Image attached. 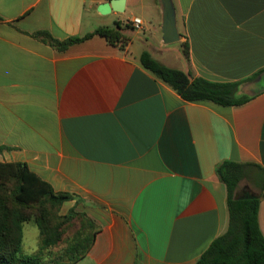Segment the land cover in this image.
<instances>
[{
    "label": "crops",
    "instance_id": "0c3cea01",
    "mask_svg": "<svg viewBox=\"0 0 264 264\" xmlns=\"http://www.w3.org/2000/svg\"><path fill=\"white\" fill-rule=\"evenodd\" d=\"M107 1L0 0V145L11 148L0 162L26 163L74 195L63 207L86 214L96 235L73 264H196L228 229L217 166L264 169V91L240 106L188 102L140 55L152 46L165 65L213 82L251 78L264 69V0H173L175 51L161 50L160 0H126L124 12L103 15ZM135 17L141 31L127 26ZM100 27L123 41L95 35L60 52L34 36ZM259 225L264 235V196Z\"/></svg>",
    "mask_w": 264,
    "mask_h": 264
},
{
    "label": "trees",
    "instance_id": "16d2710c",
    "mask_svg": "<svg viewBox=\"0 0 264 264\" xmlns=\"http://www.w3.org/2000/svg\"><path fill=\"white\" fill-rule=\"evenodd\" d=\"M117 27L120 25L117 24ZM95 35L105 38L112 45L124 39L119 29L107 27L65 40L54 38L44 31L34 34L60 52ZM183 47L188 59V43L184 42ZM140 63L185 101H206L224 107L249 102L254 94L246 93L244 86L264 74L262 69L246 80L213 82L197 77L191 71L169 67L148 51L140 55ZM10 149L0 145V154ZM216 173L227 187L228 229L210 244L196 264H264V235L259 225V206L264 196V169L252 163L225 160L217 166ZM244 181L252 189L240 195ZM73 199L74 195L70 193L55 192L26 163L0 162V264H73L82 259L94 244V224L86 214L76 210L64 216L60 224L56 216V211ZM76 218L83 220L81 232L64 246V250L48 260L45 252L57 247L64 239L62 224ZM30 222L36 224L41 235L39 252L35 254H28L23 248L24 225Z\"/></svg>",
    "mask_w": 264,
    "mask_h": 264
},
{
    "label": "rangeland",
    "instance_id": "374dc122",
    "mask_svg": "<svg viewBox=\"0 0 264 264\" xmlns=\"http://www.w3.org/2000/svg\"><path fill=\"white\" fill-rule=\"evenodd\" d=\"M131 25L132 24L130 22L127 24V26H131ZM149 37H150V35H149ZM157 40L158 41L160 40V36L157 38ZM145 46H146V49L150 50L151 52H154V48H152V46H148V45H145ZM178 46H180L179 42H175V43H171V44H162L161 50L168 51V50L172 49L175 51V48H177ZM155 53H158V52L155 51ZM241 188L243 190L240 192V195H245L248 192H250V190L252 189V187L246 181H244L241 184ZM72 210H75V208L70 209L67 206L63 207V205H62L61 208L56 211V216L59 217V223L58 224L62 223V221L64 220V216L71 214ZM55 221H56V219H54V222ZM82 221L83 220H81V218H76L74 220H69L66 223L62 224V229L64 231V239L60 244H58L57 247L53 248L51 251L45 252V254L48 257V260H50V258H52L53 255L58 254L59 252L64 250V246L69 244V242L72 239H75L77 234H79L81 232L80 227H81ZM25 226H26V228H25L26 238H25V242H24V251L28 254L38 253L39 252V246H38L37 241H36L37 240V238H36L37 226L33 222L26 223ZM29 229H31L33 231V233L28 232Z\"/></svg>",
    "mask_w": 264,
    "mask_h": 264
},
{
    "label": "water",
    "instance_id": "95a60500",
    "mask_svg": "<svg viewBox=\"0 0 264 264\" xmlns=\"http://www.w3.org/2000/svg\"><path fill=\"white\" fill-rule=\"evenodd\" d=\"M126 0H109L100 4L97 8L98 12L103 15L109 14L112 11L124 12ZM162 8V40L164 44L179 42L182 38L177 27L176 9L173 0H160ZM247 93H259L264 91V74L256 80L250 82L244 88ZM238 198V197H236Z\"/></svg>",
    "mask_w": 264,
    "mask_h": 264
},
{
    "label": "built area",
    "instance_id": "2783aa9c",
    "mask_svg": "<svg viewBox=\"0 0 264 264\" xmlns=\"http://www.w3.org/2000/svg\"><path fill=\"white\" fill-rule=\"evenodd\" d=\"M131 23L136 30L141 31L143 29V21L141 18L135 17L132 19Z\"/></svg>",
    "mask_w": 264,
    "mask_h": 264
}]
</instances>
